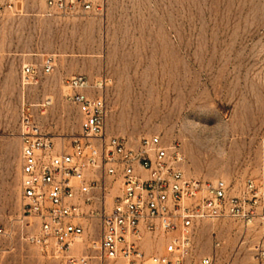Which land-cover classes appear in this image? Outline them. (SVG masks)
I'll return each mask as SVG.
<instances>
[{
  "label": "rangeland",
  "instance_id": "374dc122",
  "mask_svg": "<svg viewBox=\"0 0 264 264\" xmlns=\"http://www.w3.org/2000/svg\"><path fill=\"white\" fill-rule=\"evenodd\" d=\"M25 65L38 69L36 84H23ZM75 76L106 81L87 94L105 100L108 135L178 144L187 176L223 180L234 196L253 184L251 225L201 223L193 249L195 261L251 264L264 244V0H102L74 19L44 16L43 2L27 0L22 15L0 13V264H66L21 239L32 229L17 223L19 125L25 107L53 143L78 137L81 110L64 97ZM87 229L76 252L93 256L98 224Z\"/></svg>",
  "mask_w": 264,
  "mask_h": 264
},
{
  "label": "built area",
  "instance_id": "2783aa9c",
  "mask_svg": "<svg viewBox=\"0 0 264 264\" xmlns=\"http://www.w3.org/2000/svg\"><path fill=\"white\" fill-rule=\"evenodd\" d=\"M25 1L0 0V13L22 15ZM38 1L44 4V16L68 19L95 14L102 6V0ZM42 68L53 73L54 58H46ZM38 75L35 66H23L24 85L36 84ZM105 84L71 78V93L64 97L81 110V133L69 144L53 143L30 109H22L17 223L32 231L22 230L21 239L66 264H215L213 258L194 260L196 231L201 223L221 220L248 228L254 217L248 208L253 184L234 196L223 180L187 176L178 144L168 145L159 136L132 141L108 135L105 100L87 94ZM88 224H98V240L88 243L93 256L76 252ZM220 247L216 242L215 248ZM251 264H264L263 243Z\"/></svg>",
  "mask_w": 264,
  "mask_h": 264
},
{
  "label": "bare ground",
  "instance_id": "6f19581e",
  "mask_svg": "<svg viewBox=\"0 0 264 264\" xmlns=\"http://www.w3.org/2000/svg\"><path fill=\"white\" fill-rule=\"evenodd\" d=\"M82 246V245H81ZM79 247V246H78ZM78 249V248H77ZM79 250V249H78Z\"/></svg>",
  "mask_w": 264,
  "mask_h": 264
}]
</instances>
